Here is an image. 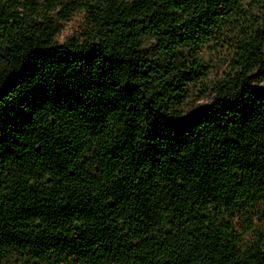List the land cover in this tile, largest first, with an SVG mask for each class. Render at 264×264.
<instances>
[{
  "label": "trees",
  "instance_id": "16d2710c",
  "mask_svg": "<svg viewBox=\"0 0 264 264\" xmlns=\"http://www.w3.org/2000/svg\"><path fill=\"white\" fill-rule=\"evenodd\" d=\"M262 9L0 0V264H264Z\"/></svg>",
  "mask_w": 264,
  "mask_h": 264
},
{
  "label": "rangeland",
  "instance_id": "374dc122",
  "mask_svg": "<svg viewBox=\"0 0 264 264\" xmlns=\"http://www.w3.org/2000/svg\"><path fill=\"white\" fill-rule=\"evenodd\" d=\"M259 13L264 15V12L262 11H259ZM83 16L84 15L82 14L76 15L71 20L65 23L64 30L62 31L59 37L61 41H64L68 37L79 33L82 22H83ZM154 44H155L154 41H148L146 44L147 50H150V49L152 50ZM225 51L226 49L220 46H216L214 43H210L204 48L205 57L208 60V62L211 64V66L213 67L212 68L213 71L211 75L212 78H214L213 75H215V73H217L218 70L220 69V66H221L220 58L223 57V55H225L224 54ZM256 73H258V71H256L255 74ZM260 76L262 77V80L256 81L255 87L258 93L262 95L264 94V71L262 72V74H260ZM187 101L188 102L186 103L184 110L186 112H193L199 109L203 105L210 104L212 101V95L210 91L204 90L202 83H195L192 85L191 98H189Z\"/></svg>",
  "mask_w": 264,
  "mask_h": 264
}]
</instances>
